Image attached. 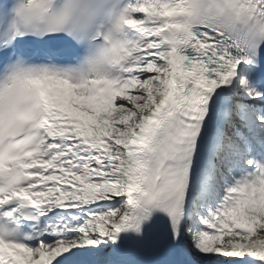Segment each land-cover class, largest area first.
<instances>
[{"label": "snow or ice", "instance_id": "1", "mask_svg": "<svg viewBox=\"0 0 264 264\" xmlns=\"http://www.w3.org/2000/svg\"><path fill=\"white\" fill-rule=\"evenodd\" d=\"M0 264H264V0H0Z\"/></svg>", "mask_w": 264, "mask_h": 264}]
</instances>
